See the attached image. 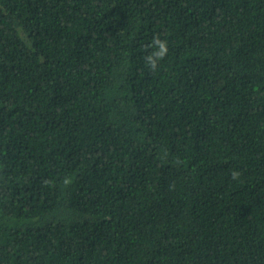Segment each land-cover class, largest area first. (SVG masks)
<instances>
[{
  "label": "trees",
  "instance_id": "16d2710c",
  "mask_svg": "<svg viewBox=\"0 0 264 264\" xmlns=\"http://www.w3.org/2000/svg\"><path fill=\"white\" fill-rule=\"evenodd\" d=\"M0 264H264V0H0Z\"/></svg>",
  "mask_w": 264,
  "mask_h": 264
},
{
  "label": "clouds",
  "instance_id": "9594fccd",
  "mask_svg": "<svg viewBox=\"0 0 264 264\" xmlns=\"http://www.w3.org/2000/svg\"><path fill=\"white\" fill-rule=\"evenodd\" d=\"M153 51H151L146 57V66L150 68L152 71H157L159 67V61H162L168 54L169 46L168 41L161 39L159 36L153 37L151 46ZM233 180H239L241 173L238 170H233L231 173ZM72 181L70 178H66L64 180V184L68 185Z\"/></svg>",
  "mask_w": 264,
  "mask_h": 264
}]
</instances>
